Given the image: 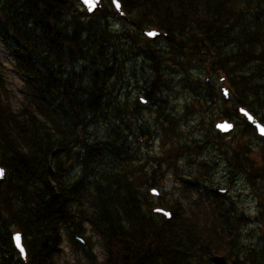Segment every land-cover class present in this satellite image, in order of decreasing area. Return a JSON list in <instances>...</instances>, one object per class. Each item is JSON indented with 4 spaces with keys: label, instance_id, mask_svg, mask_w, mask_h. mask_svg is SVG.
Masks as SVG:
<instances>
[{
    "label": "trees",
    "instance_id": "16d2710c",
    "mask_svg": "<svg viewBox=\"0 0 264 264\" xmlns=\"http://www.w3.org/2000/svg\"><path fill=\"white\" fill-rule=\"evenodd\" d=\"M118 1L133 26L120 33L106 26L104 11L85 14L73 1L0 0V47L23 84L15 108L0 57V166L8 178L0 185V264H60L65 243L78 264H264V239L243 242L248 218L209 187L205 164L178 168L191 152L221 145L217 118L257 136L243 107L264 124V0ZM148 27L166 34L167 46L144 51L151 75L132 95L125 77L139 45L151 41ZM193 69L206 75L195 79ZM176 72H184L180 91L194 94L188 113L204 114L206 138L191 147L173 142L185 123L164 108ZM213 74L225 77L230 99ZM148 103L158 110V133L143 119ZM155 135L162 151L149 168L141 144ZM224 160L254 189L264 185V167L246 153ZM178 171L186 205L160 195L165 172Z\"/></svg>",
    "mask_w": 264,
    "mask_h": 264
},
{
    "label": "rangeland",
    "instance_id": "374dc122",
    "mask_svg": "<svg viewBox=\"0 0 264 264\" xmlns=\"http://www.w3.org/2000/svg\"><path fill=\"white\" fill-rule=\"evenodd\" d=\"M66 1L67 2L65 5H67L69 1H73L75 4L78 3L80 5V11L85 14L87 13L84 11L85 8L81 4L80 0ZM102 11H104L105 15L108 16L109 20L106 22V24H108V28L112 29V31L120 33L124 32V30H127L130 27H133L132 24H130L129 17H127L129 21H124L123 18L117 14L115 4H113L112 0H105L103 8L97 13H102ZM146 29L148 31L154 30L152 27H148ZM147 44L150 46L147 47ZM166 46L167 44L164 39H160V41L155 43L150 41V43H146L145 45H139V51L137 55H133L132 59V67L134 70L128 71L125 77L133 84V87H130L132 95H136L138 93V91L136 92L137 87H140L139 89L142 91L146 89V84L149 80V76L151 75L149 69V60L145 59L146 55L144 51L160 50L164 49ZM0 57L5 73L7 89L10 91V97L12 98L15 108H18L20 107L22 100L20 93L23 85L22 80L18 75H16V73L12 71V63L8 55L1 47ZM191 71L195 79H199V76L201 77L202 75H206V73L197 74L195 69ZM182 74H184V72H176V74H174V81H172L171 91L164 98V108L166 113L172 115L175 114V116L180 119V124L185 123L183 132L179 130V133L175 134L173 142L175 144L181 143V145H187L191 147L194 143L196 144L197 140H204L206 138L203 134L204 130H200L198 127L199 120L204 114H199L200 109L196 108L197 110H194L192 107L190 108V111L193 110V112L188 113V107L192 103L190 99L194 96V94L180 91L181 88L179 89V80ZM213 77L216 79L220 89L226 86L225 84L221 85L220 82V80L225 77H222L219 74H213L211 77L212 82ZM229 95L230 91H228V96ZM153 104L154 103H148L142 114L143 119L152 123L151 127L158 133V128L156 126L157 117L155 116L158 110ZM220 121H222V118H217L215 124ZM152 130H150V132ZM257 136L250 133L247 128L241 124L240 126H237L234 133L222 140L221 145L214 146L213 144V146H211V144H208V147H206L207 149L204 150L202 154L198 149V157L193 152H191L190 155H187L188 158L183 161L181 160L178 163V168L180 166L181 170L191 172V170H196V167L198 168V162H203L205 164L204 168L207 171H211V176L209 177V187L213 185V188H211L212 190L219 189L221 192L227 194L229 197V204L231 203L234 205L235 210L239 215H243L244 217L248 218V226L241 229L242 240L245 243H254L261 238L264 239V222L257 218V214L260 210L258 206V198H264V185H262L261 182L259 188L254 189L249 184L246 175L239 174L235 170L233 173L230 171L228 172L230 167L224 159H229L235 151H239L241 154L246 153L250 162H253L256 167H264V141L259 140L260 137ZM143 141L148 142L141 144V151L143 155L141 160L142 163L146 164V167L151 168L155 163V159L157 160L161 155L160 153L162 149L160 147V138L159 135H155L154 139H144ZM205 144L206 143L203 141L199 142V145ZM191 162H195V164H191ZM188 163L190 165H188ZM190 172H187L186 175L188 176ZM181 173L179 171L176 174H172V172H165V181L161 183L162 186H160V195H166L167 199L182 200L186 205L188 200L185 199V195L182 192V189L179 187V178ZM184 176L185 175L181 177ZM187 197H190V194H187ZM154 200L157 201L156 198H154ZM96 252L100 254L99 250H96ZM60 264H78L75 256L71 254L67 243L63 245ZM82 264L86 263L82 261Z\"/></svg>",
    "mask_w": 264,
    "mask_h": 264
},
{
    "label": "water",
    "instance_id": "95a60500",
    "mask_svg": "<svg viewBox=\"0 0 264 264\" xmlns=\"http://www.w3.org/2000/svg\"><path fill=\"white\" fill-rule=\"evenodd\" d=\"M52 1L59 2L62 4H65L67 2L66 0H52ZM81 2L86 7V10L90 14H93V13L97 12L98 10H101L103 7V5L101 4V0H92V4L94 5V7H90L89 4H86L85 0H81ZM117 10H118L120 15H122L124 18H126V15L122 12L121 7ZM150 34H155V35H150ZM146 35L153 40L160 37V33L155 31V30L150 31V32H146ZM222 81H224V79H222ZM224 92H225V95L227 96L228 91L225 89ZM240 114L242 115V117L244 119H246L253 126L255 131L260 136L264 137V126L252 114H250L248 111H246L244 109H240ZM217 129L220 133H222V135L226 136V135H229L233 131L234 125L231 123L223 122V123H219L217 125ZM0 172L3 173V175H0V185H4L8 180L7 171L3 167L0 166ZM156 211L163 213V214H166L168 217L170 216L169 212H165L162 209H157ZM14 242H15V246H16L17 250L19 252H21L23 258H25L26 257V251H25V247L23 245V240H22L20 233H16L14 235Z\"/></svg>",
    "mask_w": 264,
    "mask_h": 264
},
{
    "label": "snow or ice",
    "instance_id": "6c2138e0",
    "mask_svg": "<svg viewBox=\"0 0 264 264\" xmlns=\"http://www.w3.org/2000/svg\"><path fill=\"white\" fill-rule=\"evenodd\" d=\"M85 3L89 4L90 7H94V5L92 4V0H85ZM113 3L115 4L117 9H119L121 7V5L119 4L118 0H113ZM150 35H155V34H150ZM0 175H3V173L0 172Z\"/></svg>",
    "mask_w": 264,
    "mask_h": 264
},
{
    "label": "bare ground",
    "instance_id": "6f19581e",
    "mask_svg": "<svg viewBox=\"0 0 264 264\" xmlns=\"http://www.w3.org/2000/svg\"><path fill=\"white\" fill-rule=\"evenodd\" d=\"M107 22V21H106ZM106 26H108V24L106 25ZM109 27V26H108ZM145 37V36H144ZM35 43V42H34ZM38 44H39V42H38ZM40 50V49H39ZM38 53V52H37ZM34 55V54H33ZM120 58V57H119ZM157 80V79H156ZM154 82V81H153ZM152 84V83H151ZM150 87V86H149ZM125 99V98H124ZM125 101V100H124ZM133 107V106H132ZM210 133V132H209ZM208 135V134H207ZM67 143V142H66ZM52 144V143H51ZM197 144V143H196ZM60 146V145H59ZM62 147V146H61ZM210 151V150H209ZM208 153V152H207ZM210 154V153H209ZM197 157H198V155H197Z\"/></svg>",
    "mask_w": 264,
    "mask_h": 264
}]
</instances>
